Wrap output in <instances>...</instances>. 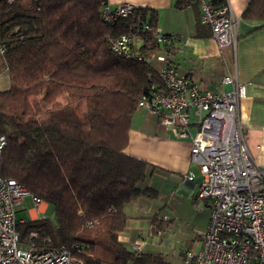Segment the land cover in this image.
<instances>
[{"label":"trees","instance_id":"16d2710c","mask_svg":"<svg viewBox=\"0 0 264 264\" xmlns=\"http://www.w3.org/2000/svg\"><path fill=\"white\" fill-rule=\"evenodd\" d=\"M102 2L0 0V74L7 70L10 82L0 87V135L7 138L0 175L52 207L53 217L19 224L23 243L36 232L38 248L65 247L92 264H173L119 239L128 228L126 206L158 195L144 187L151 164L125 152L139 99L152 86L164 88L150 61L160 46L157 13L138 7L109 23ZM192 4L178 0L177 7ZM242 17L264 27V0H249ZM198 29L211 33L208 25ZM127 33L141 46L115 53L112 41ZM150 221L154 233L171 225L159 213Z\"/></svg>","mask_w":264,"mask_h":264},{"label":"built area","instance_id":"2783aa9c","mask_svg":"<svg viewBox=\"0 0 264 264\" xmlns=\"http://www.w3.org/2000/svg\"><path fill=\"white\" fill-rule=\"evenodd\" d=\"M221 1L194 0L200 7L201 23L211 28L212 37L221 47H234L239 18L228 0ZM136 8L127 2L113 6L103 0L101 12L106 22L115 23ZM144 29L149 30V24ZM155 38L167 48L178 40V36L158 30ZM134 39L132 33L123 34L112 41V50L129 55ZM158 59L164 61L166 56ZM157 70L164 88L152 86L150 94L139 99L137 108L158 114L160 122L179 138L190 139V160L201 174L195 200L211 209L201 247L186 251L184 263L264 264V165L253 158L240 119V104L248 96V84L238 82L229 71L221 80L231 86L229 89L201 90L169 63ZM6 145V136L0 135V155ZM184 179L193 181L194 173L189 172ZM28 196L36 207L44 201L16 179L0 175V264H92L65 247L38 248L32 241L36 232L31 233L29 242H22L18 226L25 220L17 218V208ZM145 245L144 238H137L130 248L142 251ZM77 251L81 253L82 248Z\"/></svg>","mask_w":264,"mask_h":264},{"label":"crops","instance_id":"0c3cea01","mask_svg":"<svg viewBox=\"0 0 264 264\" xmlns=\"http://www.w3.org/2000/svg\"><path fill=\"white\" fill-rule=\"evenodd\" d=\"M109 1L113 6L127 2L156 11L157 30L166 35L178 36L174 46H159L152 55L151 59H156L160 66L167 63L173 65L180 75L189 77L201 90L222 92L229 89L230 85L221 82L229 71L233 72L238 82L248 84V96L240 104V119L253 158L264 165V27L258 21L243 19L242 14L249 0H228L233 13L239 18L238 38L234 47H221L212 37V31L206 34L205 30L198 29L200 24L204 25L200 20L198 4L179 8L178 0ZM141 44L140 38L132 42L135 48ZM162 55L166 56L164 61L158 59ZM125 152L151 164L144 187L155 188L159 195L162 188L159 184H172L186 196L194 197L195 187L201 182V174L199 172V177L195 175L194 168L198 166L190 160L191 141L189 138H179L173 129L160 122L158 114L146 109L137 110L132 119ZM189 172L194 173L193 181L184 179ZM147 198L138 197L126 206L125 211L130 217L128 228L119 239L128 247L140 230L148 229L155 234L150 218L159 213L162 203ZM48 206L43 201L38 207H31L29 219L44 217ZM167 231H163V236ZM204 232L200 236V244L194 250L200 249ZM156 241V238L151 239V246L146 244L144 251L153 252V248H161L162 245L158 246ZM165 257L176 264L169 255Z\"/></svg>","mask_w":264,"mask_h":264},{"label":"rangeland","instance_id":"374dc122","mask_svg":"<svg viewBox=\"0 0 264 264\" xmlns=\"http://www.w3.org/2000/svg\"><path fill=\"white\" fill-rule=\"evenodd\" d=\"M150 61L159 68L160 63L156 59H150ZM9 86L10 82L7 70H4L0 74V87L7 88ZM194 172L197 177L200 176L197 167L194 168ZM159 185L162 188L158 197H154L153 201L162 203L159 214L160 216L167 215L168 219H171V225L169 226L171 229L168 230V227L155 234H152L148 229L140 230L136 238L131 240L129 245L131 246V243L137 238H144L146 244H150L151 246V239L156 238L157 241L155 243L158 246L160 244L162 246L161 248H153L152 251L160 254V259H166L165 256L169 255V257L175 260L176 264H185L182 258L185 257L186 251L197 249L200 244V236L205 231L207 223H209L211 209L209 206L196 201L195 196L192 198L181 193L172 184L163 183ZM147 200L152 199L147 198ZM33 206L34 203L31 198L29 196L26 197L17 208V218L19 220H28L31 215L30 208ZM44 217H53V210L50 205ZM163 231H167L165 233L166 237L163 236Z\"/></svg>","mask_w":264,"mask_h":264}]
</instances>
